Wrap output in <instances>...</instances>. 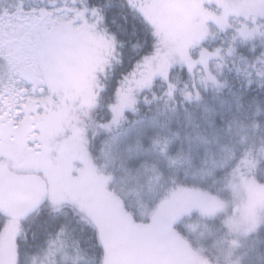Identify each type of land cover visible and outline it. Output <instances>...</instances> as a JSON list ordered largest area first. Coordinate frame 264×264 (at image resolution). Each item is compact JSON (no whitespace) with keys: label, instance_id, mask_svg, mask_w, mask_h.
I'll return each mask as SVG.
<instances>
[{"label":"snow or ice","instance_id":"snow-or-ice-1","mask_svg":"<svg viewBox=\"0 0 264 264\" xmlns=\"http://www.w3.org/2000/svg\"><path fill=\"white\" fill-rule=\"evenodd\" d=\"M0 264H264V0H0Z\"/></svg>","mask_w":264,"mask_h":264},{"label":"trees","instance_id":"trees-1","mask_svg":"<svg viewBox=\"0 0 264 264\" xmlns=\"http://www.w3.org/2000/svg\"><path fill=\"white\" fill-rule=\"evenodd\" d=\"M246 243H247V242H246ZM205 244L210 245V244H211V240H206V241H205Z\"/></svg>","mask_w":264,"mask_h":264}]
</instances>
